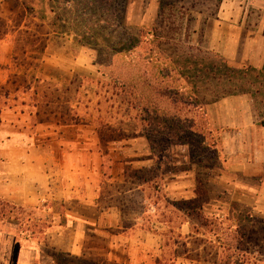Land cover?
Returning <instances> with one entry per match:
<instances>
[{"label":"rangeland","instance_id":"obj_1","mask_svg":"<svg viewBox=\"0 0 264 264\" xmlns=\"http://www.w3.org/2000/svg\"><path fill=\"white\" fill-rule=\"evenodd\" d=\"M26 2L38 9L39 20L31 31L21 29L16 33L22 40L20 76L0 79V107L37 104L38 117L42 120L49 119L55 111L62 121L82 122L87 148L98 146L97 137L118 140L139 136L143 142L139 139L137 145L132 146V152L136 150L140 154L146 145L150 155L146 157L143 153L134 157L131 152L127 158L130 157L131 166L135 168L151 167L146 171H132H140L139 177L150 181L156 177L161 179L162 193L158 199L152 195L154 184H149L141 193L158 203L157 221L174 228L179 216L170 207L175 201L172 199L185 194L184 191L187 195L192 177L205 179L208 203L214 205L205 213L214 223L211 230L224 246L220 260L232 256L238 262L247 250L250 254L243 256L244 261L264 264V190L258 191L261 192L260 205L252 208L251 197L244 200L237 189L229 186L237 181L225 173L224 147L204 114L209 101L236 96L233 92L228 95L229 91L245 84L243 89L248 92L255 116L264 123V69L234 77L227 76L222 67L211 69L213 65L220 66V62L204 50V32L193 35L196 30H193L192 20L198 15L196 12L206 6L214 10L216 2ZM23 17L24 14L14 15L16 27L21 26ZM197 40L201 43L196 46ZM34 57L37 62L31 60ZM50 57H54L63 71L49 66L54 62L47 61L46 66V59ZM205 165L211 169H202ZM189 167H192L190 176L185 173L189 172ZM180 181L185 182L187 189L178 184ZM137 196L139 194L135 193L134 197ZM237 201L240 205L243 201L247 203L241 208ZM220 208L230 214L221 223L214 220ZM14 212L22 223L26 221L23 212ZM250 215L253 219L252 216L249 219ZM29 230L41 233L42 226ZM241 233L246 235L242 242L238 240ZM168 238L167 247L173 244L174 237ZM230 249L235 254L227 253ZM170 250L172 248L167 249V253Z\"/></svg>","mask_w":264,"mask_h":264},{"label":"crops","instance_id":"obj_2","mask_svg":"<svg viewBox=\"0 0 264 264\" xmlns=\"http://www.w3.org/2000/svg\"><path fill=\"white\" fill-rule=\"evenodd\" d=\"M26 1L30 0H0V79L20 76L22 40L16 33L31 31L39 20L38 9ZM213 1L214 10L206 6L196 12L193 35L202 30L204 50L220 57L227 67L263 70L264 0H207ZM15 14H24L21 26L16 27ZM197 41L196 46L201 43ZM53 58L46 63L54 64L46 66L63 71ZM31 60L37 62L35 57ZM38 114L37 104L0 107V203L27 217L24 223L19 215L0 221V264H165L166 260L168 264H249L243 259L250 254L247 250L238 262L234 257L220 260L221 239L194 233L193 222L179 212L178 203L194 198L195 177L187 195L184 191L172 199L170 207L179 216L174 228L157 221L158 203L141 193L154 184L152 195L158 199L160 177L137 183L128 176L151 168H135L127 158L139 136L103 145L97 137L98 146L87 148L82 122L62 121L55 111L44 120ZM204 114L224 147L225 173L237 181L229 186L244 200L251 197L252 208L258 207V191L264 190V126L250 98L224 97L206 104ZM135 151L134 157L150 155L146 145L141 155ZM188 170L190 176L192 167ZM184 183L178 184L184 188ZM237 203L244 208L247 202ZM209 206L214 205L207 200L202 209L206 217ZM229 217L221 209L214 220L221 223ZM41 226L40 234L29 230ZM166 237H174L171 246H166ZM230 250L227 253L235 254Z\"/></svg>","mask_w":264,"mask_h":264},{"label":"trees","instance_id":"obj_3","mask_svg":"<svg viewBox=\"0 0 264 264\" xmlns=\"http://www.w3.org/2000/svg\"><path fill=\"white\" fill-rule=\"evenodd\" d=\"M210 55L214 57L215 61L220 62V66L213 65L211 69L217 70V69H220V67H222L223 70H225L227 76L232 75L234 77L235 75H238L241 73L254 71L252 69L235 70V69L229 68L227 67V65L224 63V61L220 57L212 53ZM228 81L230 82V80ZM244 85L245 84H241L238 87H234L233 90L230 89L231 91H229L228 95H232L233 93H236L237 95H247L248 92L243 89ZM209 103H212V101H209ZM261 125L264 126V123H261ZM100 139L101 141H103L104 144H107L108 142L112 141V140H104V137H100ZM200 147L203 148L202 144L200 145ZM202 169L210 170L211 167L205 165L204 167H202ZM139 174H140V171L139 173L130 172L128 173V176L132 179L133 182H137V183L145 182L146 180H144L141 176L139 177ZM148 181L151 182L150 180ZM195 181H196V186L193 190L194 198L186 202H180L176 205V207L179 208V212H182V214L190 218V220L193 222L194 226L192 227V231L194 233L200 234L201 232H203L204 234L207 233V235L212 234L213 236H216L214 231L211 230V226L213 227L214 223L212 222L211 219L206 217L204 213L202 212L203 206L207 203V200H208V192L205 187V184L207 182L205 179H201L199 177H196ZM14 213H15L14 208L0 203V221L2 220V218L12 217ZM182 220L186 221L185 218H183ZM245 237H246L245 233L238 234V238H239L238 240L240 242H242L245 239ZM219 239L220 238H218V240ZM231 258L232 256L228 257V260H230ZM168 262L169 260L168 261L166 260L165 264H168Z\"/></svg>","mask_w":264,"mask_h":264}]
</instances>
